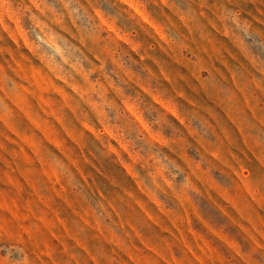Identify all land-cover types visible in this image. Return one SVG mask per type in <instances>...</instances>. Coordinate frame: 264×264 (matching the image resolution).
Returning a JSON list of instances; mask_svg holds the SVG:
<instances>
[{
  "label": "rangeland",
  "instance_id": "rangeland-1",
  "mask_svg": "<svg viewBox=\"0 0 264 264\" xmlns=\"http://www.w3.org/2000/svg\"><path fill=\"white\" fill-rule=\"evenodd\" d=\"M0 264H264V0H0Z\"/></svg>",
  "mask_w": 264,
  "mask_h": 264
}]
</instances>
